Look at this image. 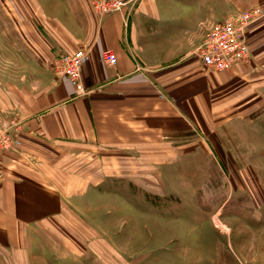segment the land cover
I'll return each mask as SVG.
<instances>
[{
  "label": "crops",
  "instance_id": "obj_1",
  "mask_svg": "<svg viewBox=\"0 0 264 264\" xmlns=\"http://www.w3.org/2000/svg\"><path fill=\"white\" fill-rule=\"evenodd\" d=\"M123 1L121 11L105 16L95 15L90 0L40 4L51 39H32L33 50L41 47L44 59L82 50L81 93L47 69L40 82L36 65L30 84L22 66L18 79L8 81L0 60V123L20 120L14 147L0 150L2 264L18 263L10 253L24 248L26 235L43 250L54 248L45 240L48 224L71 201L104 189L118 198L132 183L126 176L133 155L166 151L189 121L198 122L200 104H213L217 90L228 103L245 95L249 70L237 64L208 72L196 53L204 27L243 9L244 0ZM58 8L56 15L51 9ZM106 51L115 55L114 65L102 59Z\"/></svg>",
  "mask_w": 264,
  "mask_h": 264
},
{
  "label": "rangeland",
  "instance_id": "obj_2",
  "mask_svg": "<svg viewBox=\"0 0 264 264\" xmlns=\"http://www.w3.org/2000/svg\"><path fill=\"white\" fill-rule=\"evenodd\" d=\"M42 1L0 0V60L8 81L18 79V66L24 83L34 78V65L40 82L42 70L54 75L57 56L44 59L31 43L51 39ZM253 7L262 17L249 33L251 58L242 64L249 70L245 95L228 103L217 90L213 104H200L198 122L189 121L166 151L133 155L126 176L132 183L118 198L104 189L71 201L48 224L45 240L54 248L43 250L26 235L24 248L10 253L18 263L6 264H264V0H244L243 9L221 20ZM8 128L13 137L20 120L0 123V131ZM13 147L14 140L3 151Z\"/></svg>",
  "mask_w": 264,
  "mask_h": 264
},
{
  "label": "built area",
  "instance_id": "obj_3",
  "mask_svg": "<svg viewBox=\"0 0 264 264\" xmlns=\"http://www.w3.org/2000/svg\"><path fill=\"white\" fill-rule=\"evenodd\" d=\"M90 2L93 11L99 16L119 12L126 5L123 0ZM261 17L262 10L253 7L205 26L201 42L196 47L197 56L204 69L208 72H225L237 64L249 62L251 58L249 33ZM84 58L82 50H74L60 54L51 63L54 75L67 78L78 93L82 92L80 68ZM102 59L108 65L116 63L115 55L109 51L102 54ZM13 140L9 128L0 131V149L10 148Z\"/></svg>",
  "mask_w": 264,
  "mask_h": 264
}]
</instances>
